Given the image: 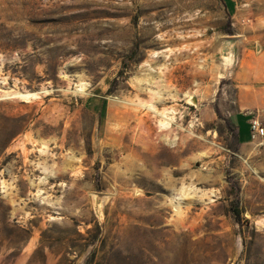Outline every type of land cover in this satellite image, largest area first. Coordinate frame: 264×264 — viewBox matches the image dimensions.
<instances>
[{"label": "rangeland", "instance_id": "374dc122", "mask_svg": "<svg viewBox=\"0 0 264 264\" xmlns=\"http://www.w3.org/2000/svg\"><path fill=\"white\" fill-rule=\"evenodd\" d=\"M235 1L0 0V264H264V0Z\"/></svg>", "mask_w": 264, "mask_h": 264}, {"label": "crops", "instance_id": "0c3cea01", "mask_svg": "<svg viewBox=\"0 0 264 264\" xmlns=\"http://www.w3.org/2000/svg\"><path fill=\"white\" fill-rule=\"evenodd\" d=\"M229 6H230V10L232 12H234V11L236 12L237 11V7L238 6H237V2L235 0H230L229 1ZM239 56H241L242 58L239 57ZM224 58L227 59L224 62L229 61L231 63L233 61H230V60H236L237 58H241V60L243 62H251V64H253L252 63L253 61L257 62L258 60L261 59L260 57H258L256 55V53H254V51L251 48L239 47V45H238V50L237 51H232L229 56L224 57ZM211 68H212V70H214L216 68L215 63H212ZM216 73H219V74L221 73L222 74V72L220 71L219 68H218V70H216ZM242 74L243 73H241V72H237L235 74L236 75V80H238V84L236 85L237 86V93H236L237 100L239 102H244V103L248 102V101H256L258 99L257 90L255 89V91L253 92L252 88L250 89V88H246L245 87L246 84L243 83V81L239 80V78H242ZM195 82H197V73H196V76H195ZM214 86H215V82H212L211 83V87L209 88V90L206 89L207 92L205 94L203 93V90L201 89V92L196 94L197 101H212L214 99L213 96H214V93H215V87ZM249 89H250V94L251 95L252 94H256L255 97H249V95H250V94H248V90ZM245 106L247 108L251 107V105H248V104H246ZM240 112H243L245 115H249V112H244V111H240ZM246 142L247 143L251 142L250 138L247 139Z\"/></svg>", "mask_w": 264, "mask_h": 264}, {"label": "bare ground", "instance_id": "6f19581e", "mask_svg": "<svg viewBox=\"0 0 264 264\" xmlns=\"http://www.w3.org/2000/svg\"><path fill=\"white\" fill-rule=\"evenodd\" d=\"M154 69V68H153ZM152 69V70H153ZM150 83H158V82H162L163 79H160V80H155V78L151 77V78H147ZM148 81V82H149ZM163 83V82H162ZM159 84V83H158ZM80 87V86H79ZM81 90L83 89V86L80 87ZM79 88V89H80ZM87 88V87H85ZM161 88V87H160ZM78 89V88H77ZM156 96L160 97V100H164L165 99V95H164V92H163V89H159V90H152L150 89ZM16 93V92H15ZM171 94V93H170ZM16 95L20 96V97H23V98H31V97H36L38 95V93L34 92V93H31V92H28V93H21V92H18L16 93ZM149 108L154 111L156 114H159L162 116V119L160 120V123H161V127L162 128H168L170 127V125L172 124L173 120L175 119V116H174V111L173 110H169L168 108L164 109V110H159L156 103L152 102L149 106Z\"/></svg>", "mask_w": 264, "mask_h": 264}, {"label": "built area", "instance_id": "2783aa9c", "mask_svg": "<svg viewBox=\"0 0 264 264\" xmlns=\"http://www.w3.org/2000/svg\"><path fill=\"white\" fill-rule=\"evenodd\" d=\"M250 137L253 141L264 144V122L257 113L249 112Z\"/></svg>", "mask_w": 264, "mask_h": 264}, {"label": "water", "instance_id": "95a60500", "mask_svg": "<svg viewBox=\"0 0 264 264\" xmlns=\"http://www.w3.org/2000/svg\"><path fill=\"white\" fill-rule=\"evenodd\" d=\"M238 38H227L223 44H222V55L224 57H227L230 55L232 51H237L238 50ZM257 49H261V45L258 44ZM9 96V95H7Z\"/></svg>", "mask_w": 264, "mask_h": 264}, {"label": "trees", "instance_id": "16d2710c", "mask_svg": "<svg viewBox=\"0 0 264 264\" xmlns=\"http://www.w3.org/2000/svg\"><path fill=\"white\" fill-rule=\"evenodd\" d=\"M226 5L227 7L229 6V2L226 0ZM21 132V130H17L15 132H13V134H11V136H9V139L7 140V143L10 142L16 135H18ZM236 214H240L239 212H237Z\"/></svg>", "mask_w": 264, "mask_h": 264}]
</instances>
